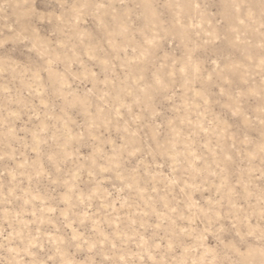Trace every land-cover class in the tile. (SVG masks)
Masks as SVG:
<instances>
[{
    "label": "clouds",
    "instance_id": "clouds-1",
    "mask_svg": "<svg viewBox=\"0 0 264 264\" xmlns=\"http://www.w3.org/2000/svg\"><path fill=\"white\" fill-rule=\"evenodd\" d=\"M0 264H264V0H0Z\"/></svg>",
    "mask_w": 264,
    "mask_h": 264
}]
</instances>
